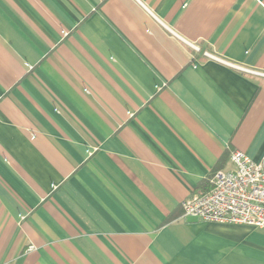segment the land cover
I'll use <instances>...</instances> for the list:
<instances>
[{
  "label": "crops",
  "instance_id": "1",
  "mask_svg": "<svg viewBox=\"0 0 264 264\" xmlns=\"http://www.w3.org/2000/svg\"><path fill=\"white\" fill-rule=\"evenodd\" d=\"M264 0H0V264H264V230L182 204L264 162Z\"/></svg>",
  "mask_w": 264,
  "mask_h": 264
},
{
  "label": "built area",
  "instance_id": "2",
  "mask_svg": "<svg viewBox=\"0 0 264 264\" xmlns=\"http://www.w3.org/2000/svg\"><path fill=\"white\" fill-rule=\"evenodd\" d=\"M204 55L238 71L264 77V73L235 65L210 53ZM229 160L233 169L215 172L209 191L199 193L182 204L183 217L264 230V162H254L237 150L231 151Z\"/></svg>",
  "mask_w": 264,
  "mask_h": 264
}]
</instances>
